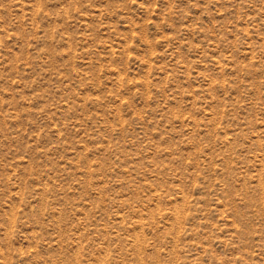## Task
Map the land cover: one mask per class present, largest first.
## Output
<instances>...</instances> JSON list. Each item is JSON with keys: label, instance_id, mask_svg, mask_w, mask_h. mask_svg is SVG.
<instances>
[{"label": "rangeland", "instance_id": "rangeland-1", "mask_svg": "<svg viewBox=\"0 0 264 264\" xmlns=\"http://www.w3.org/2000/svg\"><path fill=\"white\" fill-rule=\"evenodd\" d=\"M0 264H264V0H0Z\"/></svg>", "mask_w": 264, "mask_h": 264}]
</instances>
